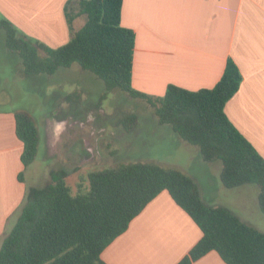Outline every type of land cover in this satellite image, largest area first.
I'll return each instance as SVG.
<instances>
[{"label": "trees", "instance_id": "trees-1", "mask_svg": "<svg viewBox=\"0 0 264 264\" xmlns=\"http://www.w3.org/2000/svg\"><path fill=\"white\" fill-rule=\"evenodd\" d=\"M122 0H67L70 40L49 47L20 32L0 16L5 45L16 53L27 75L52 74L77 63L103 80L106 91L119 88L149 103L161 123L170 124L184 141L199 148L207 162L220 161L227 188L258 187L264 214V158L235 128L224 111L242 75L228 59L214 86L189 90L169 84L163 95L132 86L135 33L121 25ZM85 22L73 27V19ZM135 114L121 118L126 130ZM15 132L23 143L21 161L29 166L37 155L39 132L33 119L15 114ZM66 170H51L44 185L27 189L18 218L0 238V264H105L103 249L162 190L185 210L201 230L200 239L176 264H190L216 251L226 264H264V232L244 222L230 208L205 202L197 183L185 172L151 162H128L89 171L88 187L72 192ZM22 180V174H19Z\"/></svg>", "mask_w": 264, "mask_h": 264}, {"label": "crops", "instance_id": "crops-1", "mask_svg": "<svg viewBox=\"0 0 264 264\" xmlns=\"http://www.w3.org/2000/svg\"><path fill=\"white\" fill-rule=\"evenodd\" d=\"M66 2L0 0V14L28 37L56 48L71 37L64 10ZM82 16L73 19L75 29L82 25L76 27L74 20ZM120 23L135 33L132 86L146 94L163 95L169 84L189 90L210 88L222 75L226 61L233 60L242 80L225 103L224 111L264 158V0H122ZM16 66L21 76H27L21 59ZM10 94L1 88L0 238L15 224L28 187L36 185L26 179L30 165L25 167L21 161L23 143L15 132V114L27 113L37 128L38 125L30 113L11 104ZM158 124L168 127L167 132L175 135L178 144L184 143L170 124L159 119ZM138 126L135 119L127 132H135ZM39 143L40 133L38 147ZM196 151L199 161L206 162L199 148ZM220 167L219 178L221 162ZM185 173L197 183L205 202L230 208L241 220L264 232L252 219L254 215L264 221L256 185L227 188L220 179L221 190L240 187L246 193L253 192L252 209L243 211L240 205L234 209L228 200L219 199L222 192L205 190L199 175ZM201 235L191 216L168 191L162 190L103 249L101 258L105 264H176ZM190 264L226 263L211 250Z\"/></svg>", "mask_w": 264, "mask_h": 264}, {"label": "rangeland", "instance_id": "rangeland-1", "mask_svg": "<svg viewBox=\"0 0 264 264\" xmlns=\"http://www.w3.org/2000/svg\"><path fill=\"white\" fill-rule=\"evenodd\" d=\"M84 21L85 16L78 17L74 25L80 27ZM4 42L0 28V90L12 93L10 103L30 113L40 133L37 155L25 173L28 182L42 186L51 170L62 169L67 171L66 183L77 192L88 187L89 171L143 161L199 175L205 190L222 192L219 199L228 200L234 209H252L253 192L240 187L221 190L220 161L200 162L198 147L186 141L178 144L145 100L119 88L106 91L102 79L77 63L52 74L23 77L16 66L20 57L8 53ZM127 114L136 116L135 132L121 124ZM252 219L264 229V221L254 215Z\"/></svg>", "mask_w": 264, "mask_h": 264}]
</instances>
